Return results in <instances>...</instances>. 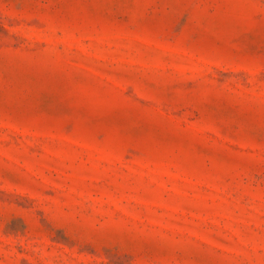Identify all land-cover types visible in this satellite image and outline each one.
<instances>
[{
	"label": "rangeland",
	"instance_id": "1",
	"mask_svg": "<svg viewBox=\"0 0 264 264\" xmlns=\"http://www.w3.org/2000/svg\"><path fill=\"white\" fill-rule=\"evenodd\" d=\"M0 264H264V0H0Z\"/></svg>",
	"mask_w": 264,
	"mask_h": 264
}]
</instances>
